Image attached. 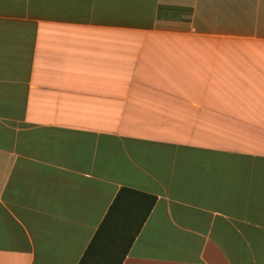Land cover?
I'll return each mask as SVG.
<instances>
[{
	"label": "crops",
	"instance_id": "obj_1",
	"mask_svg": "<svg viewBox=\"0 0 264 264\" xmlns=\"http://www.w3.org/2000/svg\"><path fill=\"white\" fill-rule=\"evenodd\" d=\"M125 187L122 264H264V0H0V264H79Z\"/></svg>",
	"mask_w": 264,
	"mask_h": 264
},
{
	"label": "trees",
	"instance_id": "obj_2",
	"mask_svg": "<svg viewBox=\"0 0 264 264\" xmlns=\"http://www.w3.org/2000/svg\"><path fill=\"white\" fill-rule=\"evenodd\" d=\"M155 202L154 195L120 189L79 264H122Z\"/></svg>",
	"mask_w": 264,
	"mask_h": 264
}]
</instances>
